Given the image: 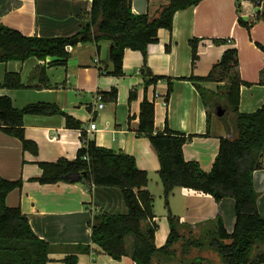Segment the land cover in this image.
I'll list each match as a JSON object with an SVG mask.
<instances>
[{
  "label": "crops",
  "instance_id": "0c3cea01",
  "mask_svg": "<svg viewBox=\"0 0 264 264\" xmlns=\"http://www.w3.org/2000/svg\"><path fill=\"white\" fill-rule=\"evenodd\" d=\"M92 0H0V23L26 36L70 37L85 24ZM166 0H131L134 14L157 16ZM254 21L250 30L238 24L237 18ZM198 39L197 60L191 66L189 41ZM213 39L232 40L231 44L216 45ZM264 45V15L255 12V5L236 0H203L198 5L178 11L172 30L160 29L158 41L147 46V65L154 75L172 79V92L165 99L167 83L159 81L146 86L141 75L143 56L139 51L126 49L122 61L123 76L109 75L110 42L101 40L99 50L94 43L78 44L69 52L65 65L52 64L51 59L31 57L24 62L0 63V96L11 99L15 108L28 104L50 103L81 122V130L67 129L61 115H26L23 119L26 139L33 141L37 155L22 150L18 139L0 131V176L9 181L22 180V186L6 197L8 207H18L28 219L37 237L52 245L47 264L62 262L73 254L72 246H91L89 254H77L76 264H135L132 260V237L125 238L126 256L116 261L91 243L87 222L94 210L109 214H126L127 207L119 189L96 187L86 189L81 184L59 182L40 184L32 181L41 175L38 162H55L59 158L73 160L82 145L81 131L96 145L123 152L134 157L137 167L148 174L146 189L154 198V235L156 248L162 247L169 234L166 208L154 149L145 137L137 135L140 103L146 96L154 102L156 132L165 127L170 131L193 135L182 147L185 161L197 162L204 172L211 170L219 150L221 138H235V116L227 122L216 115L218 107L226 106L225 92L229 82L191 81L190 76L205 77L216 65L222 53L230 48L238 52L237 72L242 82L238 109L251 113L264 103V86L259 85L263 67V53L255 45ZM43 67L45 76L39 74ZM6 73L20 75L21 89L2 87ZM180 78V79H179ZM112 88L117 90L115 101L109 99ZM135 99L129 102V95ZM103 97V109L97 108L96 98ZM105 96V97H104ZM231 113V115H230ZM90 123L95 128L90 130ZM254 188L258 193L257 209L264 219V155L262 167L253 173ZM171 213L179 220L180 234L189 229L212 231L221 217L227 232L235 223L234 201L220 202L207 194L175 187L168 196ZM162 205V209L160 208ZM159 207V211H158ZM147 222L143 223L145 227ZM205 233V232H204ZM190 235V234H189ZM188 238V237H187ZM256 247V246H255ZM204 254L191 249L184 252L185 260L156 254L152 264H213L212 250ZM264 253V246L256 247ZM216 264V263H214Z\"/></svg>",
  "mask_w": 264,
  "mask_h": 264
},
{
  "label": "trees",
  "instance_id": "16d2710c",
  "mask_svg": "<svg viewBox=\"0 0 264 264\" xmlns=\"http://www.w3.org/2000/svg\"><path fill=\"white\" fill-rule=\"evenodd\" d=\"M201 1L203 0H166L167 4L157 16L150 17L148 14H134L131 0H92L84 26L70 37L26 36L0 23V63L24 62L35 57L38 60L50 58L52 64L65 65L70 56L67 46L94 43L99 50V42L105 39L110 42L109 61L112 69L108 72L109 75L123 76L122 61L126 49L139 51L143 56L140 72L145 85L165 81V99L168 100L172 92V79L152 74L147 65V46L158 41L160 29L172 30L174 16L178 11L196 6ZM236 1L238 9L244 2L253 6L256 2ZM237 21L249 31L255 20L247 22L239 16ZM212 42L216 45H233L232 40L228 39H213ZM198 43V39L189 41L191 66H194L198 58ZM255 45L263 53L259 85L264 86V45ZM237 67L238 52L235 48H230L222 53L219 62L207 76L186 78L201 82H229L225 92L226 106L221 108L234 113L237 135L233 139H220L219 150L209 172H204L197 162L185 161L183 157L182 147L193 135L185 136L172 132L167 127L162 132H156L154 102L145 96L140 103L137 135L147 138L156 153L159 162L158 177L163 188L169 226V234L162 247L156 248L154 245L158 227L154 221V198L146 189L148 174L137 167L134 157L96 145L94 141L87 139L86 132L81 131L82 145L73 160L59 158L55 162H38L41 175L31 180L40 184H81L86 189L93 186L119 189L127 213L122 215L102 210L92 211L87 222L91 230L90 240L103 253L120 261L127 253L125 238L131 236V257L135 264H152L156 254L173 257V246L184 238L177 228L179 220L171 213L168 204V196L175 187L210 195L215 202L231 198L234 201L235 215L233 230L227 232L222 218L218 217L214 229L207 231L210 240L204 243L188 237L182 244V252L191 247H208L219 255L223 264H264V253L256 252L252 255L256 247L264 246V219L258 213V193L253 184V173L262 167L264 155V103L251 113L239 111L240 87L250 84L240 80ZM39 74L45 76L43 67L39 68ZM2 87L21 89L30 86L21 84L19 74L6 73ZM105 95L115 101L117 90L112 88ZM135 97V92L132 91L129 102ZM26 115H61L67 129L81 130V122L55 104L34 103L15 108L9 97L0 96V131L18 139L22 150L33 155H37L38 149L33 141L25 137L23 119ZM21 186L22 180L9 181L0 176V264H47L48 255L55 248L36 236L20 208L8 207L6 204L7 195ZM144 222H147L145 227ZM72 248L73 254L64 257L62 262L76 264L77 254H89L91 251V246L85 244Z\"/></svg>",
  "mask_w": 264,
  "mask_h": 264
},
{
  "label": "rangeland",
  "instance_id": "374dc122",
  "mask_svg": "<svg viewBox=\"0 0 264 264\" xmlns=\"http://www.w3.org/2000/svg\"><path fill=\"white\" fill-rule=\"evenodd\" d=\"M230 115H231V113H230ZM219 118L221 119L222 116L219 117ZM229 119H230L229 114L226 113L224 115V117L222 118V121L227 122ZM159 206H161L160 208L162 209V205H159ZM158 211H159V207H158ZM197 232L200 233V234H197L196 236H194V232L193 231H189V229H186V230L183 231L184 238L173 246V249H174V252H175L174 258H176V259L178 258V260L182 259L183 261L185 260V257H183L184 253L182 252V244L184 242H186L187 237H190V238L195 239V240H201L204 243H206L208 240H210V235H208V233L206 231L201 230V231H197ZM204 248L209 249L208 247H204ZM189 249H191V251L196 252L197 254H204L203 250H201V249L192 248V247L189 248ZM210 250H212V249H210ZM211 252L213 254V257H211V258H213L212 262H214L216 264H223L221 259H220V257H219V255L213 250ZM256 252H257V250L254 249L252 255H254ZM194 264H196V262ZM197 264H199V263L197 262Z\"/></svg>",
  "mask_w": 264,
  "mask_h": 264
},
{
  "label": "built area",
  "instance_id": "2783aa9c",
  "mask_svg": "<svg viewBox=\"0 0 264 264\" xmlns=\"http://www.w3.org/2000/svg\"><path fill=\"white\" fill-rule=\"evenodd\" d=\"M255 12L257 13H262L263 11H264V0H256V2H255ZM72 48L73 47H71V46H67L66 47V50L68 51V52H70L71 50H72ZM96 103H97V108L100 110V109H103V107H104V104H103V100H102V97L101 96H98L97 98H96ZM95 128V125H94V123H90V127H89V129L90 130H93Z\"/></svg>",
  "mask_w": 264,
  "mask_h": 264
},
{
  "label": "water",
  "instance_id": "95a60500",
  "mask_svg": "<svg viewBox=\"0 0 264 264\" xmlns=\"http://www.w3.org/2000/svg\"><path fill=\"white\" fill-rule=\"evenodd\" d=\"M224 112H225L224 109H222L221 107H218V108H217V111H216V115H217L218 117H221V116L224 115Z\"/></svg>",
  "mask_w": 264,
  "mask_h": 264
}]
</instances>
